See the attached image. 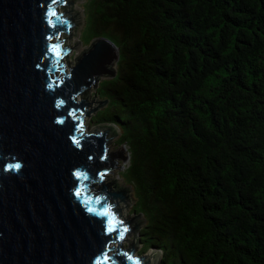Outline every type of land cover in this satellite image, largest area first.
Instances as JSON below:
<instances>
[{"label": "trees", "instance_id": "1", "mask_svg": "<svg viewBox=\"0 0 264 264\" xmlns=\"http://www.w3.org/2000/svg\"><path fill=\"white\" fill-rule=\"evenodd\" d=\"M91 18L119 48L97 90L116 115L93 120L128 147L141 254L264 264V0H92Z\"/></svg>", "mask_w": 264, "mask_h": 264}, {"label": "water", "instance_id": "2", "mask_svg": "<svg viewBox=\"0 0 264 264\" xmlns=\"http://www.w3.org/2000/svg\"><path fill=\"white\" fill-rule=\"evenodd\" d=\"M64 2L0 0V264H104L105 254L109 264H156L122 246L136 221L118 215L128 194L113 176L127 156L108 153L115 127H86L106 102L76 100L116 77L119 48L98 37L72 69L60 66L58 38L72 25Z\"/></svg>", "mask_w": 264, "mask_h": 264}, {"label": "rangeland", "instance_id": "3", "mask_svg": "<svg viewBox=\"0 0 264 264\" xmlns=\"http://www.w3.org/2000/svg\"><path fill=\"white\" fill-rule=\"evenodd\" d=\"M91 1L92 0H65L64 5L59 6V10L61 12L60 14H66L72 22L70 33L62 31L60 37L58 38L59 40H64L65 46L67 45L72 48L71 52L61 58L62 64L66 69H72L77 64L78 59H80L84 52L87 51L89 47H91L92 43L95 40H92V42L90 41L92 35ZM112 69L116 70V66H113ZM105 79L107 78L100 77L93 87H89L81 95L77 96V101H85L86 104L106 102L105 104L97 108L94 112H92L87 118V129H91L92 127L97 125V123H94L93 118H95L98 113L102 112L103 114H108V116L109 114H113V103L115 104V101H113L111 105L109 104L111 95L108 92H104L103 89L101 91V95L97 93L99 85L101 86L102 82ZM101 96L103 97V100ZM119 113L122 114L124 112L122 110H119ZM100 124L106 123L102 122ZM108 125H111L116 129L118 128L115 124ZM119 135L108 141L107 149L109 154L123 151L127 156V159L121 164V170L114 173L113 179L115 183H117L116 185L119 188L127 192L128 198L125 201H118L115 205V209L125 224L130 223L134 220L136 221L134 229L127 237V239L122 242V246H124L125 248H135L143 251L146 243L140 241V238H143L140 232L145 225V220L141 215L136 216L135 214H133L135 193L132 190V187L125 184L124 180L122 179V177L124 176L125 167L129 166L130 153L126 144L120 145ZM146 253L154 259L156 264H161V260L163 257L162 249L149 248Z\"/></svg>", "mask_w": 264, "mask_h": 264}, {"label": "snow or ice", "instance_id": "4", "mask_svg": "<svg viewBox=\"0 0 264 264\" xmlns=\"http://www.w3.org/2000/svg\"><path fill=\"white\" fill-rule=\"evenodd\" d=\"M53 2L55 3L56 0H53ZM49 13H50L51 16H56V15H57V13H56V12H53L51 9H49ZM49 25L55 27V25L52 24L51 19L49 20ZM55 47H58V46H54V48H55ZM77 143H78V142H77ZM15 167H16V168H19V165H16ZM125 231H126V229H125ZM125 255H127V254H125ZM127 258H128L129 260H132V259H133L131 256H128ZM109 261H110V257H109L107 254H105V255H104V264H109ZM97 264H101V262L98 261ZM136 264H139V262L137 261Z\"/></svg>", "mask_w": 264, "mask_h": 264}, {"label": "clouds", "instance_id": "5", "mask_svg": "<svg viewBox=\"0 0 264 264\" xmlns=\"http://www.w3.org/2000/svg\"><path fill=\"white\" fill-rule=\"evenodd\" d=\"M65 66H66V64H65ZM123 248H125V247L123 246Z\"/></svg>", "mask_w": 264, "mask_h": 264}, {"label": "bare ground", "instance_id": "6", "mask_svg": "<svg viewBox=\"0 0 264 264\" xmlns=\"http://www.w3.org/2000/svg\"><path fill=\"white\" fill-rule=\"evenodd\" d=\"M117 184V183H116Z\"/></svg>", "mask_w": 264, "mask_h": 264}]
</instances>
